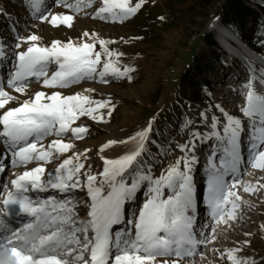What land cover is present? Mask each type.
<instances>
[{
    "label": "snow or ice",
    "instance_id": "1",
    "mask_svg": "<svg viewBox=\"0 0 264 264\" xmlns=\"http://www.w3.org/2000/svg\"><path fill=\"white\" fill-rule=\"evenodd\" d=\"M146 0H101L95 16L100 19L123 21L137 13ZM43 0H29L35 12H41ZM57 4L75 12L91 7L95 0H56ZM54 27L73 26L74 16L65 13L44 12L38 17ZM93 42L75 43L54 40L41 46V39L35 33L17 37L15 47L24 50L15 52L14 71L5 81L0 82V174L5 173V161L11 166L26 165L32 161H48L54 154H64L75 147L71 142L54 139L47 146L42 141L49 136L61 137L68 133L81 139L88 132L86 126L73 127L81 117L103 120L97 115L100 109L107 108L111 116L114 105L110 100H94L88 95L75 93L64 95L60 91L51 94L36 91L16 107H7L18 101L15 93L26 94L32 78L41 82L45 88H67L79 82L99 77L107 83V76L132 79L131 67H119L118 58L122 53L108 48L109 41L97 39L94 33H83ZM97 43L100 51H97ZM6 55L0 43V58ZM113 57L117 59L114 60ZM103 58V62H102ZM51 65L56 70L49 74ZM102 65V66H101ZM253 76L245 85L246 102L241 111L248 118L250 134L248 138L247 164L254 169H264V94L255 91ZM264 83V80H261ZM88 91V90H85ZM226 117L221 130L219 119L211 120V132L204 139L215 138L218 142L208 158L207 192L205 196L209 217L215 224H227L236 218L242 197L238 186L245 192H256L264 184H250L237 175L245 162L241 152V133L243 122L228 114L220 106ZM203 115V114H202ZM151 131V124L120 143H133L135 147L118 158L102 157L104 167L97 174L81 172L85 169L81 153L63 159L45 180L46 168L38 165L24 171L11 180V190H6L0 200V257L14 259L15 264H181L190 259L205 245L208 238H197L196 190L193 184L192 166L197 161L193 155L177 159L165 173L158 178L149 171L141 170L138 158L145 148V141ZM193 141L180 145V150L193 153L194 140L200 138L193 132ZM117 141L110 140L100 151L110 148ZM222 150V155L217 156ZM89 150H85L87 153ZM218 159V163H217ZM226 177L231 178V183ZM148 191L146 199L131 218H126L125 206L134 201L137 192L144 185ZM86 187L89 201L86 214L81 217L76 210L78 201L49 197L34 200L26 193L31 190H58L62 193ZM5 189L7 186H0ZM165 189L169 194L165 195ZM11 204H18L20 211L30 219L19 228H8L2 215ZM192 213V214H190ZM127 224L129 227H116ZM215 239L216 228L208 226ZM115 228V230H114ZM200 235L203 236V227ZM247 243V241L245 242ZM241 249H227L222 255L232 264H248L246 259L237 255ZM161 257L171 259L158 260Z\"/></svg>",
    "mask_w": 264,
    "mask_h": 264
},
{
    "label": "rangeland",
    "instance_id": "2",
    "mask_svg": "<svg viewBox=\"0 0 264 264\" xmlns=\"http://www.w3.org/2000/svg\"><path fill=\"white\" fill-rule=\"evenodd\" d=\"M180 1L178 3L177 0H146L134 15L123 21H113L95 16L96 9L101 6V0H95L91 7L83 8L80 12L65 8L63 5L57 4L56 0H43L40 13L34 11L29 0H0V43H3L6 53L4 58H0V66H5L0 76V82L5 81L14 71L15 52L27 47V45H22L21 48L17 49L15 47L18 42L17 37H26L32 33L41 37L38 41L41 46L50 45L54 40L67 42L69 39L75 43L85 40L91 43L93 39L84 37L83 33H94L97 39H105L110 42L108 44L110 50L122 53L118 58L119 67L127 66L134 69L130 73V75L134 73L131 75V80L126 77L107 76L105 78L107 83H105L96 77L83 80L67 88H45L42 87L41 82L32 78L28 83L26 94H18L11 88H6L13 95L18 96V101L10 103L7 107L18 106V103L30 98L36 91H45L48 94L53 91H60L64 95L81 93L94 100H110L114 105V110H112L111 116H108L109 109H100L97 115L102 114L104 116L102 121L99 119L92 120L87 116L77 120L72 125L73 127L86 126L88 128V132L81 139H76L71 133H68L61 137L49 136L42 141L45 146L54 139H63L65 142L73 143L75 147L67 153L54 154L48 161L34 160L26 165L11 166L9 161H5L6 171L0 174V186L6 185L11 188L12 179L38 165H43L46 168L44 176L46 180L48 174L54 175V170L62 163L63 159L72 156L73 153H81L82 160H84V155L87 156V159L84 160L85 169L82 170L80 177L83 182L84 172L97 174L102 171L104 167L102 157L115 159L135 147L133 143H120V141L134 136L137 132L148 127L142 121V117L145 116L143 114L145 109L154 108L153 112H162V109L165 110V108L173 105L181 94L178 89L179 84L185 93L190 94V90L186 87L187 83L181 80L183 71L180 70L184 68V65L191 62L185 60L184 57L193 49V45H200L199 48L201 49L208 47L207 41L203 40L201 36L207 34L208 31L214 33L218 21L217 17L212 18L208 15L213 6L210 4L198 12L196 23L193 22V15L189 16L191 13L189 4L193 0ZM258 1L264 5V0ZM69 2L71 3L73 0H69ZM136 2L138 0H132L133 4ZM46 11L53 14L73 15V26L71 28L63 25L54 27L47 21L40 20L38 17ZM254 22L249 23L246 34L249 39H252V42L264 50V28ZM215 36L217 39L218 35L215 34ZM217 42L219 43L218 39ZM96 50H101L98 43ZM228 57L230 56L226 54L225 60ZM113 59L116 60L117 58L113 57ZM245 68L248 69L247 65ZM55 70L56 66L51 65L49 74ZM209 76L213 81L214 90L212 94L217 99L215 101L217 106L243 122L244 127L241 136L248 142L250 125L248 118L243 115L241 109L246 102L247 89L244 85L253 75L247 71V73L242 72L239 77L238 71L235 68L231 69L229 65L226 69H221L219 73H211ZM255 78V91H259L257 84H261V81H257V77ZM177 79V83H173ZM234 80L237 81V84L232 86L231 83ZM154 93L157 96L153 95ZM237 93H239L238 96ZM180 104L183 111L186 106V117L191 120L190 123L182 120L185 122L182 130L173 137V145L172 143L167 144L168 148H166L164 157H161L162 153L158 154L157 160L154 158L156 163L150 158L144 160L143 163V159L139 157L137 166L142 167L141 170L143 171L150 170V174L158 178L177 159L194 154L197 161L193 164L190 174L193 177L195 190L199 192L206 178L203 177L201 182L202 174H208V172H204V166L208 165V158L218 144L215 138L206 140L203 137L211 132L213 116L219 119L217 127L222 133L226 117L218 107L201 109L193 103ZM144 126L145 128H143ZM193 132L201 134L200 138L194 140V152H182L179 146L193 141ZM178 135L182 137L180 138ZM110 140H115L117 143L101 152L102 146ZM86 149L89 150L87 153H85ZM219 153L222 155V150ZM155 165L159 166L158 169L152 168ZM242 167L244 171V174L240 176L242 181L250 184H264V169L250 168L243 163ZM147 191L148 188L145 184L137 192L135 200L125 206L126 218H131L134 213L138 214L139 207L146 199ZM235 191H238L242 200L239 201L240 207L237 209L235 220L231 224L229 223L230 228L214 233L215 240H212L211 237L209 240L211 241V248L206 250V245H202L205 253L201 257L186 258L181 264H232L227 259L226 254L222 255V253H226L227 249L232 248L241 249L237 255L246 259L248 264H264V188L256 192H245L241 185ZM4 193L0 194V200L4 198ZM168 194V190L165 189V195ZM61 197V199L71 198L78 201L76 210L81 217L85 216L86 205L89 201L86 187L74 189L64 193ZM0 207L3 206L0 205ZM116 227L127 228L129 226L124 224ZM246 241L247 243H245ZM163 259L171 258H158V260Z\"/></svg>",
    "mask_w": 264,
    "mask_h": 264
},
{
    "label": "trees",
    "instance_id": "3",
    "mask_svg": "<svg viewBox=\"0 0 264 264\" xmlns=\"http://www.w3.org/2000/svg\"><path fill=\"white\" fill-rule=\"evenodd\" d=\"M177 2L180 3L181 1L177 0ZM210 4L213 6L210 8L209 17H222L229 26L236 27L244 35H246L249 23L252 21L264 28V5L252 0H193L189 4L191 12L189 16L192 14L194 17L192 21L195 22L198 12ZM201 38L207 41L208 47L201 49L199 48L200 45H193L194 50L191 49L184 57L185 60L191 61L190 64L184 65V68L180 70L183 71L181 80L187 83L186 87L190 90V94L185 93L179 84L178 89L181 94L173 105L165 108V110L162 109V112H153L154 108H147L143 111L145 116L142 117V121L147 125L151 124V131L145 141L144 152L140 157L143 159V163L147 158L156 163L157 155L160 153H162L161 157H164L166 148L170 145L168 143H172L173 137L182 130L186 121L190 123L191 120L186 117L187 108L184 107V112L182 106L180 108V103L184 105L193 103L201 109L216 108V99L212 94L214 90L213 81L209 75L211 73L216 74L224 67H228V63L212 31L203 34ZM254 45L257 46L255 43ZM177 81L178 79L173 83H177ZM153 95L157 96L155 93ZM183 119L185 122L182 121ZM178 136L182 137L181 135ZM158 167L152 166L153 169H158ZM148 171L150 172V170Z\"/></svg>",
    "mask_w": 264,
    "mask_h": 264
},
{
    "label": "bare ground",
    "instance_id": "4",
    "mask_svg": "<svg viewBox=\"0 0 264 264\" xmlns=\"http://www.w3.org/2000/svg\"><path fill=\"white\" fill-rule=\"evenodd\" d=\"M9 54H10V52H9ZM259 62L260 63H262L263 65H264V56L263 55H259ZM262 65V66H263ZM264 67V66H263ZM4 68H5V66H0V76H1V73H2V70H4ZM258 79L259 80H264V72L263 71H261L260 72V74H259V77H258ZM237 84V82H235V85ZM261 90H263L264 91V83H263V85L261 84ZM257 93H259V94H263L264 92H259V91H256ZM240 93V92H239ZM239 93H237V96L239 95ZM204 172H207V170L205 169V171ZM205 174H207V173H205ZM203 194H204V192H203ZM202 210V209H201ZM199 214H200V212H199ZM6 220V219H5ZM4 220V221H5ZM6 224V223H5ZM204 227V226H203ZM223 229H226V228H220V229H216V232H218V231H220V230H223ZM215 232V233H216ZM212 236H213V233L211 232V229L209 228V227H207V230H206V233L205 234H203V237L205 238V237H207L208 239H210V237H211V239H212ZM212 240H215V239H212Z\"/></svg>",
    "mask_w": 264,
    "mask_h": 264
},
{
    "label": "clouds",
    "instance_id": "5",
    "mask_svg": "<svg viewBox=\"0 0 264 264\" xmlns=\"http://www.w3.org/2000/svg\"><path fill=\"white\" fill-rule=\"evenodd\" d=\"M0 264H15V261L11 258L0 257Z\"/></svg>",
    "mask_w": 264,
    "mask_h": 264
}]
</instances>
